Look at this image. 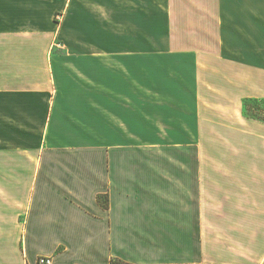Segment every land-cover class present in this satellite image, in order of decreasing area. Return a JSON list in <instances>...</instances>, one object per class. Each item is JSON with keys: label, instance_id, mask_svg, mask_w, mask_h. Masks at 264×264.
I'll return each mask as SVG.
<instances>
[{"label": "crops", "instance_id": "1", "mask_svg": "<svg viewBox=\"0 0 264 264\" xmlns=\"http://www.w3.org/2000/svg\"><path fill=\"white\" fill-rule=\"evenodd\" d=\"M59 11L60 30L52 20ZM189 12L198 13L202 91L234 107L264 100V0H0V123H9L12 93L27 94L26 102L38 94L48 109L42 141L55 143L41 145L20 181L0 166V238H17L0 264H37L40 256L52 264H264V181L251 180L250 167H232L228 178L218 175L224 167L198 166L201 196L185 212L149 188L137 198L138 189L123 187L121 166L99 176L105 154L90 150L88 142L106 139L92 110L122 105L111 96L122 86L108 85V53L99 47L107 19L121 26L114 43L133 45L154 39L156 14L167 15L165 24ZM59 41L65 53L52 51ZM12 74L26 85L12 87ZM242 133L244 150L264 157V120L243 119Z\"/></svg>", "mask_w": 264, "mask_h": 264}, {"label": "rangeland", "instance_id": "2", "mask_svg": "<svg viewBox=\"0 0 264 264\" xmlns=\"http://www.w3.org/2000/svg\"><path fill=\"white\" fill-rule=\"evenodd\" d=\"M156 15L160 23L156 22L154 39L133 45L114 43L111 36L120 33L121 26L107 19V44L99 47L108 53V85L122 86L121 92L111 94L120 97L122 105L100 109L104 116L92 110V121L107 126L100 133L106 139L88 143L91 152L105 154L103 161L98 160L102 168L99 176L112 166H121L122 185L138 189L137 198L146 199L143 190L149 188L157 196L178 199L180 208L190 212L195 199L201 196L198 172H194L198 166L224 167L226 172L218 175L228 178L236 176L232 167L248 166L251 180L264 181V157L244 150L242 133V120L261 118L254 108H264V103L242 100L234 107L236 102L226 101L225 96L212 98L211 93L202 91L204 88L198 86V13H177V21L165 24L162 21L167 15ZM52 20L60 30L65 23V11L53 14ZM64 42L59 41L52 51L65 53ZM94 48L92 52L97 51ZM116 53H134L139 57L112 60L110 55ZM9 80L12 87H20L26 85L28 78L12 74ZM26 96L12 93L11 108L4 110L9 123H0V166H10L13 181L27 175L24 171L35 162L34 156L42 144H55L42 141L46 110L39 107L38 94L28 102ZM131 168L138 173L126 172ZM196 239L198 242L199 234ZM16 241L14 237L0 238V254L12 258Z\"/></svg>", "mask_w": 264, "mask_h": 264}, {"label": "built area", "instance_id": "3", "mask_svg": "<svg viewBox=\"0 0 264 264\" xmlns=\"http://www.w3.org/2000/svg\"><path fill=\"white\" fill-rule=\"evenodd\" d=\"M37 264H52L51 258L40 256L37 258Z\"/></svg>", "mask_w": 264, "mask_h": 264}, {"label": "trees", "instance_id": "4", "mask_svg": "<svg viewBox=\"0 0 264 264\" xmlns=\"http://www.w3.org/2000/svg\"><path fill=\"white\" fill-rule=\"evenodd\" d=\"M245 102H247V101H245ZM245 102H244V106H245ZM255 102H256V103H259V102H263V103H264V100H261V101H255ZM254 110H255L256 112H258L260 115H262L261 118H260V117H257V119H262V120H264V108H260V107H258V106H255Z\"/></svg>", "mask_w": 264, "mask_h": 264}]
</instances>
